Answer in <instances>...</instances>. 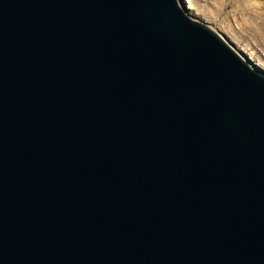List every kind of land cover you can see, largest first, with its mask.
<instances>
[{"label": "water", "instance_id": "obj_1", "mask_svg": "<svg viewBox=\"0 0 264 264\" xmlns=\"http://www.w3.org/2000/svg\"><path fill=\"white\" fill-rule=\"evenodd\" d=\"M0 264H264V74L177 0H0Z\"/></svg>", "mask_w": 264, "mask_h": 264}, {"label": "rangeland", "instance_id": "obj_2", "mask_svg": "<svg viewBox=\"0 0 264 264\" xmlns=\"http://www.w3.org/2000/svg\"><path fill=\"white\" fill-rule=\"evenodd\" d=\"M264 74V0H177Z\"/></svg>", "mask_w": 264, "mask_h": 264}]
</instances>
